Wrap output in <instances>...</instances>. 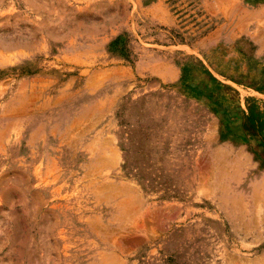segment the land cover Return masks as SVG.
I'll return each mask as SVG.
<instances>
[{
	"label": "rangeland",
	"instance_id": "obj_1",
	"mask_svg": "<svg viewBox=\"0 0 264 264\" xmlns=\"http://www.w3.org/2000/svg\"><path fill=\"white\" fill-rule=\"evenodd\" d=\"M0 264H264V0H0Z\"/></svg>",
	"mask_w": 264,
	"mask_h": 264
}]
</instances>
